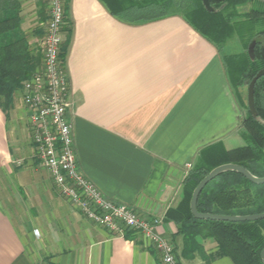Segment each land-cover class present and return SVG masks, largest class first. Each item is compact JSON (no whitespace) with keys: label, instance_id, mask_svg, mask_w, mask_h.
Returning a JSON list of instances; mask_svg holds the SVG:
<instances>
[{"label":"crops","instance_id":"crops-1","mask_svg":"<svg viewBox=\"0 0 264 264\" xmlns=\"http://www.w3.org/2000/svg\"><path fill=\"white\" fill-rule=\"evenodd\" d=\"M17 1L24 33H39L46 0ZM66 19L63 63L82 173L106 197L162 219L158 232L182 264H235L211 259L214 240L186 243L166 220L201 152L241 141L244 101L221 50L180 14L131 24L100 0H66ZM12 113L0 108V264H161L143 236L114 237L60 195Z\"/></svg>","mask_w":264,"mask_h":264},{"label":"trees","instance_id":"trees-1","mask_svg":"<svg viewBox=\"0 0 264 264\" xmlns=\"http://www.w3.org/2000/svg\"><path fill=\"white\" fill-rule=\"evenodd\" d=\"M100 1L114 16L131 24L153 22L180 14L209 40L208 33L216 34L217 41H211L219 49L231 36V21L234 18L228 14L231 8L256 2L264 6L261 0H209L214 9L209 12L202 0ZM241 17L255 21L264 17V10L253 9ZM253 40L254 60L245 56L226 58L224 62L235 89L243 77L251 82L264 70V30L255 34ZM62 51L64 57L67 47L63 46ZM40 64V59L31 54L27 36L22 31L20 3L17 0H0V107L4 111L12 106L14 95L22 90ZM254 103L257 115L254 116L249 110L243 122L251 134L246 138L249 145L227 150L222 144H216L203 150L197 165L187 177L182 203L166 214V220L176 223L178 234L184 236L186 243L198 238L212 239L217 243L218 251L211 259L229 257L235 264H263L261 253L264 250V220H198L192 214L191 200L200 182L222 165H241L253 175L264 177V76L255 85ZM244 108H247L246 104ZM198 211L202 214L227 216L263 214L264 185H256L238 173H225L205 187L199 197ZM134 235L128 232L125 238L131 239Z\"/></svg>","mask_w":264,"mask_h":264},{"label":"built area","instance_id":"built-area-1","mask_svg":"<svg viewBox=\"0 0 264 264\" xmlns=\"http://www.w3.org/2000/svg\"><path fill=\"white\" fill-rule=\"evenodd\" d=\"M43 23V60L25 82L23 102L30 114L35 155L51 174L60 195L82 215L114 237L128 232L143 236L160 255L161 264H182L174 242L158 232L162 219L149 218L137 208L106 197L78 166L74 122L69 99L70 81L63 63L67 27L66 0H46ZM191 168V165L188 166Z\"/></svg>","mask_w":264,"mask_h":264},{"label":"rangeland","instance_id":"rangeland-1","mask_svg":"<svg viewBox=\"0 0 264 264\" xmlns=\"http://www.w3.org/2000/svg\"><path fill=\"white\" fill-rule=\"evenodd\" d=\"M202 1L204 4V0H202ZM204 7L206 8L205 4H204ZM211 8L213 9L212 6H211ZM253 9L264 10V6L260 2H256V3H248V4L241 6V7H238V8H231L230 9L228 14H230L234 17L231 21V29H230L231 30V36L226 40L225 43H223L221 45V49H220L222 52L224 62H225L226 58L231 59V58L245 57V56L249 57L251 60H254V58H255L254 54L255 53H254L253 49H254L255 41L253 40V36L264 30V17L261 19H257L255 21H251L248 19H247L248 20L247 21L241 17ZM213 11H214V9H213ZM213 11H209V12H213ZM174 12H175V10H174ZM21 17H22V14H21ZM22 24H23V17H22ZM38 30H39V33L34 32V34L30 33L26 36L28 39L29 50H30L31 54L38 57L40 59V62L42 63L43 54H42V49H41V42L43 40V34H44L42 25L38 27ZM22 31H23V29H22ZM208 35H209V38L211 40L217 41L216 34L214 35L212 33H208ZM255 77L252 79L251 82L249 81V79H247V78L244 79V77H243L242 82L239 83L238 86L236 87V90H237L236 92H238L240 94V97L244 101V104L247 105V108L245 109V117L247 116L248 111L250 110L249 91H250V86H251L253 80L255 79ZM23 89H24V86H23L22 90L18 91L14 95V101H15L16 95L17 96L19 95V98H18V101L16 104H14V102H13L12 106L7 111H4L1 107L0 108L4 111L6 116L11 114L12 111H13L12 114H17L20 116V119H19L20 122L17 125L21 127L20 128L21 130H23V134H20L21 137H23L22 140L23 141L25 140L26 144L28 143V145H29V142H30V144H33L34 156H35V159L38 160L36 155H35L36 146L33 143L34 135H33L32 124L30 122V114H29L27 107L25 106V104L23 102V94H24ZM12 125H13V123L10 122L9 126H12ZM16 130L18 131V128ZM248 136H251L250 132L245 127V125H242V128L240 130H238V138H241V141L239 144H235V146H233L234 147L233 149L247 147L249 145L248 141L246 140V138ZM233 149H230V150H233Z\"/></svg>","mask_w":264,"mask_h":264},{"label":"water","instance_id":"water-1","mask_svg":"<svg viewBox=\"0 0 264 264\" xmlns=\"http://www.w3.org/2000/svg\"><path fill=\"white\" fill-rule=\"evenodd\" d=\"M264 3V0H261ZM204 4L209 11H213L211 8L209 0H204ZM255 46V45H254ZM254 50V49H253ZM264 76V70L261 71L253 80L250 86V110L254 116H256V109L254 103V95H255V85L257 81ZM234 172L240 175H243L246 179L256 185H264V177L260 178L253 175L247 168L237 165V164H226L219 166L212 170L208 176H206L200 184L195 189L192 200H191V211L193 216L198 220H210V221H219V222H255L264 220V213L263 214H256V215H248V216H227V215H216V214H202L198 211V201L201 193L205 189V187L215 180L217 177L228 173ZM261 259L264 264V250L261 253Z\"/></svg>","mask_w":264,"mask_h":264}]
</instances>
